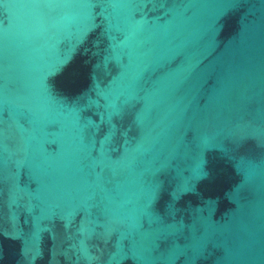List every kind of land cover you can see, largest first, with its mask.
I'll return each instance as SVG.
<instances>
[{"label":"water","instance_id":"95a60500","mask_svg":"<svg viewBox=\"0 0 264 264\" xmlns=\"http://www.w3.org/2000/svg\"><path fill=\"white\" fill-rule=\"evenodd\" d=\"M0 264H264V0H0Z\"/></svg>","mask_w":264,"mask_h":264}]
</instances>
